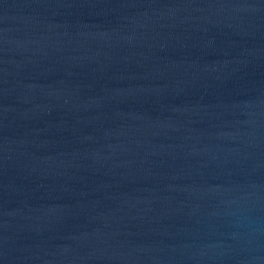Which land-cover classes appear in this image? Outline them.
<instances>
[{
    "label": "water",
    "instance_id": "obj_1",
    "mask_svg": "<svg viewBox=\"0 0 264 264\" xmlns=\"http://www.w3.org/2000/svg\"><path fill=\"white\" fill-rule=\"evenodd\" d=\"M0 264H264V0H0Z\"/></svg>",
    "mask_w": 264,
    "mask_h": 264
}]
</instances>
